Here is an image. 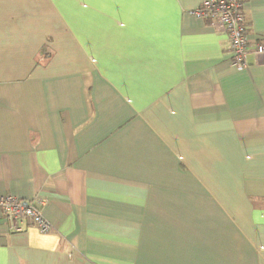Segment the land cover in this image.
Returning <instances> with one entry per match:
<instances>
[{"label": "crops", "instance_id": "crops-1", "mask_svg": "<svg viewBox=\"0 0 264 264\" xmlns=\"http://www.w3.org/2000/svg\"><path fill=\"white\" fill-rule=\"evenodd\" d=\"M201 2L0 0V193L53 225L1 224L0 264H264V53Z\"/></svg>", "mask_w": 264, "mask_h": 264}, {"label": "built area", "instance_id": "built-area-1", "mask_svg": "<svg viewBox=\"0 0 264 264\" xmlns=\"http://www.w3.org/2000/svg\"><path fill=\"white\" fill-rule=\"evenodd\" d=\"M242 7V0H202L197 8L190 11L191 15L210 22L215 31L228 37L230 63L237 69L248 65L247 56L250 52L254 56L264 53L263 43H256L254 48H249ZM35 203L20 200L8 192L0 193V226L6 225L9 232L21 231L28 225L36 227L41 233L50 232L53 225L40 210L43 201Z\"/></svg>", "mask_w": 264, "mask_h": 264}, {"label": "trees", "instance_id": "trees-1", "mask_svg": "<svg viewBox=\"0 0 264 264\" xmlns=\"http://www.w3.org/2000/svg\"><path fill=\"white\" fill-rule=\"evenodd\" d=\"M242 4H243V2H242ZM242 13H243V11H242ZM243 20H244V16H243ZM210 23V22H209ZM244 23H245V20H244ZM246 25V24H245ZM245 34L247 35V37H248V33H247V27H245ZM249 55V54H248ZM248 57V56H247ZM49 58V55L48 54H46L45 55V60H47ZM229 63H230V57H229ZM230 65L233 67V68H235V69H237L235 66H233L231 63H230ZM238 70H241V69H238Z\"/></svg>", "mask_w": 264, "mask_h": 264}]
</instances>
